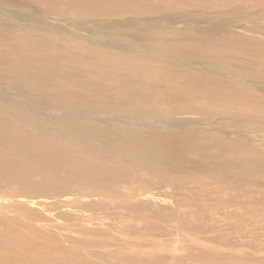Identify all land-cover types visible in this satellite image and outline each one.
<instances>
[{"label":"rangeland","instance_id":"rangeland-1","mask_svg":"<svg viewBox=\"0 0 264 264\" xmlns=\"http://www.w3.org/2000/svg\"><path fill=\"white\" fill-rule=\"evenodd\" d=\"M263 33L264 0H0V264H264Z\"/></svg>","mask_w":264,"mask_h":264},{"label":"bare ground","instance_id":"bare-ground-1","mask_svg":"<svg viewBox=\"0 0 264 264\" xmlns=\"http://www.w3.org/2000/svg\"><path fill=\"white\" fill-rule=\"evenodd\" d=\"M264 34V33H263ZM258 49L259 48H253L252 49V54L253 55H258V53H259V51H258ZM261 57H263L264 58V54H262V55H260ZM218 59V58H217ZM217 59H215V60H217ZM233 61V59H226V60H224V61H222V62H216V61H213L212 63H211V68H212V66L213 67H215V68H217V69H219V70H221V71H230L232 68H231V65H230V63ZM248 62V60H246L245 61V63H247ZM252 72H247V71H239L238 72V76H253V75H255V78H262V80L264 81V68L263 67H256V68H252V69H250ZM218 72V71H217ZM218 73H220V72H218ZM225 72H223V74H224ZM192 78L196 81V82H198L199 84H202L205 88H208V89H210L212 92H215L216 94H218V95H221L222 93H220L218 90H221L219 87H223V88H226V87H228V88H230V89H232L233 91H237V90H241L242 88H241V86H239V85H236V84H233L231 81H227L226 80V82L225 83H223V82H219V81H217V79L215 80V79H213V80H211V78H204V77H200V76H198V75H193L192 76ZM213 83H216L217 84V89L215 88V86L213 85ZM245 86V85H244ZM245 88H246V86H245ZM13 91V90H12ZM246 91V90H245ZM14 92V91H13ZM246 95L247 96H249V97H254L256 94L255 93H251V94H248V93H246ZM224 96V95H223ZM227 98V97H226ZM230 98V97H229ZM261 101H263L264 102V96H260V98H259ZM264 104V103H263ZM176 124H175V126L178 128V129H180V132H181V128H185L184 127V124H183V122L182 121H180V120H177L176 119ZM161 123V122H160ZM150 124V123H149ZM158 127V126H157ZM176 128H174V130H175ZM185 130V129H184ZM172 131V130H171ZM128 132V131H127ZM169 133H170V131H168ZM185 132H187V131H184V133ZM171 133H173V135L171 134ZM170 133V135L171 136H174V132H171ZM175 133H176V131H175ZM183 133V135H186V134H184ZM128 134V133H127ZM177 134V133H176ZM100 135V134H99ZM238 135V134H237ZM179 137H180V134L178 135ZM175 137V136H174ZM175 138H177V137H175ZM195 138V137H194ZM112 140V139H111ZM190 141H192V140H190ZM195 141V140H194ZM193 141V142H194ZM195 144V143H194ZM9 160V163H10V161H11V167H13V161L12 160H10V159H7V161ZM2 163H4V164H6V160L5 159H0V165L2 164ZM8 164V163H7ZM4 168H5V166H4Z\"/></svg>","mask_w":264,"mask_h":264}]
</instances>
